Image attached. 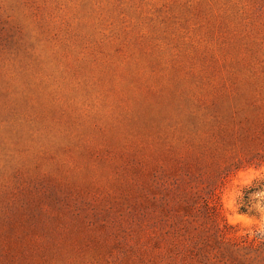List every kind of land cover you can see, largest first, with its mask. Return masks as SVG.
Listing matches in <instances>:
<instances>
[{"label":"rangeland","instance_id":"obj_1","mask_svg":"<svg viewBox=\"0 0 264 264\" xmlns=\"http://www.w3.org/2000/svg\"><path fill=\"white\" fill-rule=\"evenodd\" d=\"M254 157L264 0H0V264H264Z\"/></svg>","mask_w":264,"mask_h":264},{"label":"trees","instance_id":"obj_2","mask_svg":"<svg viewBox=\"0 0 264 264\" xmlns=\"http://www.w3.org/2000/svg\"><path fill=\"white\" fill-rule=\"evenodd\" d=\"M257 161L260 164H255L254 162ZM264 163V157H254V159L250 160L248 162L249 166H256V167H260L262 164ZM241 165L239 164L236 169L239 170L241 169ZM195 181H198L197 177L191 174V190H192V186L194 184ZM217 187H205L202 189L201 193H194V191L192 192L191 196H193L192 198L197 199V201L202 202V208L203 211L202 213H205L206 215L208 214L210 218L213 219L214 223L216 224V228L217 231H219L221 234H223V229L220 227V224L218 223L219 218L221 217L220 211H221V205L219 203V199L217 197ZM264 192V181H259L256 180L253 185L249 188H247L244 191V196L241 200V208H240V212L243 214H249V212L254 208V205L257 202V199H254L257 195L261 194ZM251 214L253 215L254 212H251ZM221 237H223L221 235ZM259 239H261V236H258ZM218 250H221L220 247L217 248Z\"/></svg>","mask_w":264,"mask_h":264}]
</instances>
